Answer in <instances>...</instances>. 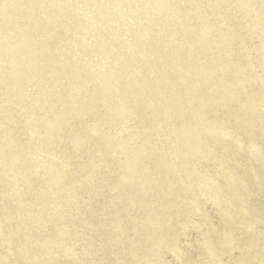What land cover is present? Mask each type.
I'll return each mask as SVG.
<instances>
[{"label": "bare ground", "instance_id": "obj_1", "mask_svg": "<svg viewBox=\"0 0 264 264\" xmlns=\"http://www.w3.org/2000/svg\"><path fill=\"white\" fill-rule=\"evenodd\" d=\"M191 256L264 264V0H0V264Z\"/></svg>", "mask_w": 264, "mask_h": 264}, {"label": "rangeland", "instance_id": "obj_2", "mask_svg": "<svg viewBox=\"0 0 264 264\" xmlns=\"http://www.w3.org/2000/svg\"><path fill=\"white\" fill-rule=\"evenodd\" d=\"M213 126H214V125H213ZM221 129H222L223 132H227L226 129H225V130H224L223 128H221ZM190 133H191V132H190ZM190 133H189V134H190ZM191 137L193 138L194 135H190V136H189V138H188L189 141L191 140ZM186 138H187V136H185V140H186ZM236 141H238V140H236ZM241 166H242V165H241ZM259 193H263V189H260V190H259ZM255 225H256V224H255ZM237 252H239V249H237ZM188 261H191V262H190L191 264H197V263H198V262H197V259H196L195 257H193V256H191V258H190Z\"/></svg>", "mask_w": 264, "mask_h": 264}]
</instances>
